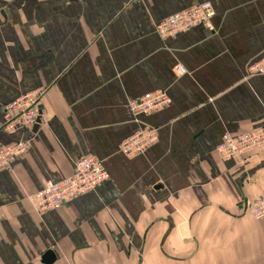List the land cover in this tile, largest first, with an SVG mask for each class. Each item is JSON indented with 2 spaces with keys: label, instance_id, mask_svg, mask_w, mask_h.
I'll use <instances>...</instances> for the list:
<instances>
[{
  "label": "crops",
  "instance_id": "crops-1",
  "mask_svg": "<svg viewBox=\"0 0 264 264\" xmlns=\"http://www.w3.org/2000/svg\"><path fill=\"white\" fill-rule=\"evenodd\" d=\"M199 1L0 0V144L28 139L0 168V264H264V220L244 204L264 195V146L240 162L216 149L264 125V0H211L213 30L158 34ZM156 88L170 102L136 119L128 100ZM34 89L37 128L4 130L3 104ZM144 124L157 139L120 151ZM89 152L108 178L34 209L26 195Z\"/></svg>",
  "mask_w": 264,
  "mask_h": 264
},
{
  "label": "built area",
  "instance_id": "built-area-1",
  "mask_svg": "<svg viewBox=\"0 0 264 264\" xmlns=\"http://www.w3.org/2000/svg\"><path fill=\"white\" fill-rule=\"evenodd\" d=\"M215 9L211 0H201L193 5L183 7L159 20L156 31L161 37L174 35L195 25L213 30L212 17ZM181 72L186 68L176 65ZM253 69L264 71V55L252 64ZM38 90L27 91L3 104L4 130L28 128L31 131L37 117L41 116ZM170 102V95L165 88L147 90L128 100L131 113L137 119L142 113L160 109ZM157 139L156 127L144 124L128 136L121 139L118 148L126 155L143 152ZM28 139L20 138L0 144V168L10 167L15 157L24 153ZM264 146V125L253 127L239 133L228 130L222 133L216 149L224 158L242 161L247 155ZM109 173L103 160L94 153H84L74 160V170L57 179H46L40 188L29 192L26 197L37 211L57 208L64 202L94 189L107 179ZM247 209L257 218L264 220V195L247 200Z\"/></svg>",
  "mask_w": 264,
  "mask_h": 264
},
{
  "label": "water",
  "instance_id": "water-1",
  "mask_svg": "<svg viewBox=\"0 0 264 264\" xmlns=\"http://www.w3.org/2000/svg\"><path fill=\"white\" fill-rule=\"evenodd\" d=\"M39 121H40V116L39 117H37V120H36V122L33 124V126H32V130L34 129H36L37 128V126H38V124H39ZM246 172H244L242 175H241V177H240V181L242 182L243 181V179H244V177L246 176ZM246 203H247V198H244V204H245V206H246ZM55 257H56V255L54 254V252H53V250L52 249H48V250H46L45 252H44V254H43V260L46 262V263H49V262H51V261H53L54 259H55Z\"/></svg>",
  "mask_w": 264,
  "mask_h": 264
}]
</instances>
